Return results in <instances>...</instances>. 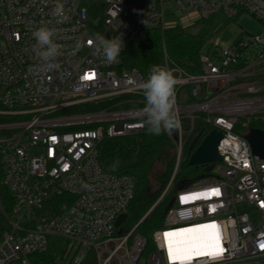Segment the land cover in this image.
<instances>
[{"label":"built area","instance_id":"2783aa9c","mask_svg":"<svg viewBox=\"0 0 264 264\" xmlns=\"http://www.w3.org/2000/svg\"><path fill=\"white\" fill-rule=\"evenodd\" d=\"M58 3L62 15L55 12ZM169 3L195 22L247 14L264 27V0H0L1 185L13 200L11 210L2 209L7 228L0 231V264H31L30 257L45 252L51 238L68 242L70 264H83L91 251L97 264H170L169 247L181 257L171 264H264V159L253 155L245 139L253 122L264 125V32L204 48L199 75L165 57L159 66L177 80L181 121L169 134L176 163L168 188L196 120L223 134V160L209 164L215 166L212 176L177 192L163 228L152 234L153 251L146 254V239L133 238L135 228L122 234L115 226L127 214L136 183L106 172L99 146L105 138L147 128L142 85L150 72L125 68L122 54L128 45L145 42L150 31L176 27L165 23ZM42 27L54 30L60 45L51 69L34 48L33 33ZM97 35L122 38L117 63L96 53ZM121 97L122 109L63 113ZM62 197L69 200L56 214L53 202ZM198 227L205 242L200 255L177 253V233ZM216 248L223 254L204 255Z\"/></svg>","mask_w":264,"mask_h":264},{"label":"trees","instance_id":"16d2710c","mask_svg":"<svg viewBox=\"0 0 264 264\" xmlns=\"http://www.w3.org/2000/svg\"><path fill=\"white\" fill-rule=\"evenodd\" d=\"M204 48H206L205 37L191 34L181 27H172L163 31L153 30L148 33L145 42L126 47L122 54L123 66L148 73L153 66L163 64L167 57L173 65L188 74L199 75L202 73L200 55ZM122 100L123 97L87 103L66 109L63 113L87 114L122 109L126 107L121 104ZM251 125L264 130L262 123L253 122ZM211 131V126L196 120L195 129L184 149V160L169 188L176 163V147L168 133L152 135L146 128L143 133L135 136L105 138L100 144L99 161L103 169L117 176H131L135 180V196L129 205L128 217L122 224L121 230L122 234H125L135 228L133 238L139 235L147 241L146 254L154 250L152 234L163 228L168 211L175 205L177 192L213 175L214 165L188 164L191 155ZM2 177L0 168V231L7 228L2 209L8 212L13 207L9 190L1 185ZM66 200L69 199L62 197L54 200L52 208L56 214L62 212L60 206ZM67 246V241L51 238L48 249L32 255L30 262L31 264H70L65 254ZM83 264H97L93 251L87 255Z\"/></svg>","mask_w":264,"mask_h":264},{"label":"clouds","instance_id":"9594fccd","mask_svg":"<svg viewBox=\"0 0 264 264\" xmlns=\"http://www.w3.org/2000/svg\"><path fill=\"white\" fill-rule=\"evenodd\" d=\"M55 12L62 15L63 5L58 3ZM54 35V30L45 27L33 33L36 39V54L48 69L55 67L53 62L60 54V45L54 41ZM122 48L123 40L120 36L105 38L97 35L95 38V51L108 64L118 62ZM176 84L177 80L171 70L161 66H153L150 69V75L142 85L146 101L142 111L146 117L144 124L149 134H171L180 129L181 121L176 111Z\"/></svg>","mask_w":264,"mask_h":264},{"label":"rangeland","instance_id":"374dc122","mask_svg":"<svg viewBox=\"0 0 264 264\" xmlns=\"http://www.w3.org/2000/svg\"><path fill=\"white\" fill-rule=\"evenodd\" d=\"M86 5L88 6V3ZM165 23L167 25L175 24L176 27H181L191 34L205 37L206 49L211 48L215 41L218 42L219 46L227 47L231 41L240 35L258 36L264 32V27L255 18L247 14H243L234 20L218 15L210 21L195 22L191 20L190 16L180 13L172 3L165 5ZM35 154L39 153L35 152Z\"/></svg>","mask_w":264,"mask_h":264},{"label":"water","instance_id":"95a60500","mask_svg":"<svg viewBox=\"0 0 264 264\" xmlns=\"http://www.w3.org/2000/svg\"><path fill=\"white\" fill-rule=\"evenodd\" d=\"M223 134L217 130H212L201 142L199 147L189 158L190 166L216 164L223 160L219 152V145ZM199 139V138H198ZM197 139V140H198ZM249 142L254 156L264 159V130L250 128L249 134L245 136ZM128 215L122 214L116 221V228L120 229L126 221Z\"/></svg>","mask_w":264,"mask_h":264},{"label":"bare ground","instance_id":"6f19581e","mask_svg":"<svg viewBox=\"0 0 264 264\" xmlns=\"http://www.w3.org/2000/svg\"><path fill=\"white\" fill-rule=\"evenodd\" d=\"M204 243L202 227L187 229L177 233L175 250L179 254L193 255L204 247Z\"/></svg>","mask_w":264,"mask_h":264},{"label":"snow or ice","instance_id":"6c2138e0","mask_svg":"<svg viewBox=\"0 0 264 264\" xmlns=\"http://www.w3.org/2000/svg\"><path fill=\"white\" fill-rule=\"evenodd\" d=\"M94 75H95V74L93 73V74H91L90 76H86L85 78H86V79H91V78L94 77ZM164 235H165V238L167 239V237H168L169 234H168V233H165ZM262 247H264V245H262ZM223 251H224L223 248H216V249H214V251H212V252L204 253V255H208V256L214 258L215 256L222 255V254H223ZM168 252H169V260H170V264H171V262H173L175 259H179V258H181V257L178 256V255H174V253H173L171 247H169ZM197 255H200V253H197Z\"/></svg>","mask_w":264,"mask_h":264}]
</instances>
